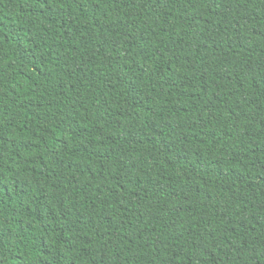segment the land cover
<instances>
[{
  "label": "trees",
  "instance_id": "trees-1",
  "mask_svg": "<svg viewBox=\"0 0 264 264\" xmlns=\"http://www.w3.org/2000/svg\"><path fill=\"white\" fill-rule=\"evenodd\" d=\"M0 264H264V0H0Z\"/></svg>",
  "mask_w": 264,
  "mask_h": 264
}]
</instances>
